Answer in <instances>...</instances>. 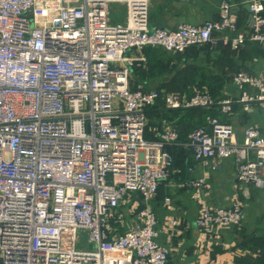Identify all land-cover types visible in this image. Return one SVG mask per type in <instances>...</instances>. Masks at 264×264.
<instances>
[{"label": "built area", "instance_id": "built-area-1", "mask_svg": "<svg viewBox=\"0 0 264 264\" xmlns=\"http://www.w3.org/2000/svg\"><path fill=\"white\" fill-rule=\"evenodd\" d=\"M151 1L0 0V264L167 263L170 248L157 240L151 202L171 173L167 145L178 136L166 128L146 139V109L158 100L169 108L216 102L206 90L187 98L130 82L131 69L145 60V47H264V7L249 1L244 29L231 20L227 0L216 20L168 29L150 26ZM111 4L125 5V22L111 21ZM232 78L255 92L217 101L222 111L233 102L264 109V79L246 71ZM187 144L206 165L233 156L237 182L264 183V129L247 126L238 140L231 124L208 117ZM190 184L201 193L194 225L203 235L243 221L240 202L209 203L205 177ZM130 192L143 206L131 228L111 235L110 220Z\"/></svg>", "mask_w": 264, "mask_h": 264}, {"label": "crops", "instance_id": "crops-1", "mask_svg": "<svg viewBox=\"0 0 264 264\" xmlns=\"http://www.w3.org/2000/svg\"><path fill=\"white\" fill-rule=\"evenodd\" d=\"M221 1L152 0L149 7V24L151 27L175 29L180 23L199 24L216 20ZM227 1L230 4L231 20L237 29L249 27L252 20L248 9L250 0ZM261 2L264 7V0ZM262 13L264 15V8ZM110 19L114 23L125 22V5L112 4ZM166 51L178 57L176 61L170 62V65L174 64L176 68L187 71L195 77V82L178 86L174 84V87L169 88L164 85L159 89L148 87L146 79L142 81L141 78L135 77L139 69L133 67L130 82H142L145 87L176 92L187 98L193 96L196 91L206 90L216 102L203 107H183L197 109L180 111L166 107L163 103L164 109L159 112V116L154 117L155 122H151L148 111L158 101L146 109V139H157L158 134L166 128L174 129L178 136L171 145L178 147V153L175 149L173 153L178 155L181 163H174L171 151L168 150L171 173L160 183L157 195L151 202L157 216V240L170 248L166 264H264V183L257 186L237 182L233 156L217 158L206 165L193 158L192 150L187 144L188 135L192 130L208 126V117L231 124L238 140H241L247 126L255 125L264 129V109L260 105L252 104V108L247 110L242 103L233 102L230 109L224 112L217 103L223 99H237L243 92H255V89L248 85L240 87L232 77L239 71H246L264 79V47L255 42H245L235 49L228 44L219 43L217 46L191 45L183 52ZM144 52L142 50L146 59ZM156 85H161L160 81H155ZM195 125L197 126L194 127ZM253 155V151L249 150L248 156ZM198 177L206 179L210 192L208 201L211 205L229 207L234 201L242 204L245 216L239 225L222 229L215 237H208L199 231L194 225V219L201 206V193L190 184L192 179ZM165 198H169V201H165ZM142 206L141 197L137 192L125 195L118 206L117 217L110 220V234H122L131 228L135 223V213ZM171 217L177 220L173 226L168 222ZM82 234L79 246L85 247L87 243Z\"/></svg>", "mask_w": 264, "mask_h": 264}, {"label": "trees", "instance_id": "trees-1", "mask_svg": "<svg viewBox=\"0 0 264 264\" xmlns=\"http://www.w3.org/2000/svg\"><path fill=\"white\" fill-rule=\"evenodd\" d=\"M263 14V13H262ZM146 55V59L144 62H140L136 64L138 66H133L134 68H138V72L136 74V78L139 77L143 81L146 79L148 81V87H155L157 89L161 88L162 85L174 87L178 86L179 84H186L187 82H192L195 77L189 75L187 71L181 68H176L174 64L170 65V62H174L178 59L173 54L168 53L166 50L162 49L161 47L147 48L143 49ZM157 81L161 83L159 86H155L154 82ZM195 82V81H193ZM151 83V84H150ZM154 84V85H153ZM163 102L162 100H158V102L149 109L148 114L151 122H155L154 117L159 116V112L164 109L162 107ZM176 110H194L197 108H172ZM185 115V114H183ZM186 116V115H185ZM195 125L194 127H196ZM193 127V128H194ZM192 128V129H193ZM150 137V136H149ZM178 153V147L176 145H167V150L171 151V158L174 163L180 164L178 155H174L173 151Z\"/></svg>", "mask_w": 264, "mask_h": 264}, {"label": "rangeland", "instance_id": "rangeland-1", "mask_svg": "<svg viewBox=\"0 0 264 264\" xmlns=\"http://www.w3.org/2000/svg\"><path fill=\"white\" fill-rule=\"evenodd\" d=\"M111 5H112V4H111ZM154 84H155V82H154ZM154 84H153V85H154Z\"/></svg>", "mask_w": 264, "mask_h": 264}, {"label": "water", "instance_id": "water-1", "mask_svg": "<svg viewBox=\"0 0 264 264\" xmlns=\"http://www.w3.org/2000/svg\"><path fill=\"white\" fill-rule=\"evenodd\" d=\"M249 9V8H248Z\"/></svg>", "mask_w": 264, "mask_h": 264}]
</instances>
